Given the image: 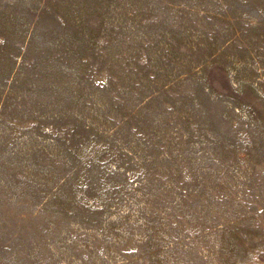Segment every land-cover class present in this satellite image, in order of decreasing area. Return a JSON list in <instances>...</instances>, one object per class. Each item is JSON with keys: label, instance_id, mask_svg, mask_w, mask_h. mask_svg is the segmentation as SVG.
<instances>
[{"label": "rangeland", "instance_id": "rangeland-1", "mask_svg": "<svg viewBox=\"0 0 264 264\" xmlns=\"http://www.w3.org/2000/svg\"><path fill=\"white\" fill-rule=\"evenodd\" d=\"M0 264H264V0H0Z\"/></svg>", "mask_w": 264, "mask_h": 264}]
</instances>
